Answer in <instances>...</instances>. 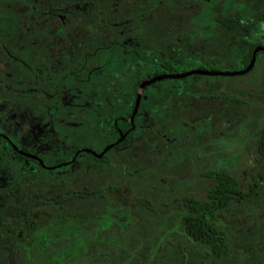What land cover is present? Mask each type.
Wrapping results in <instances>:
<instances>
[{"label":"rangeland","instance_id":"1","mask_svg":"<svg viewBox=\"0 0 264 264\" xmlns=\"http://www.w3.org/2000/svg\"><path fill=\"white\" fill-rule=\"evenodd\" d=\"M17 1L0 0V58L7 57L4 49L15 52V32L24 25L23 19L11 13L19 9ZM129 7L130 11L139 7L144 11L141 17L130 16L124 24L122 18H117L131 35L111 40L116 35H109V24L116 18L104 17L109 23L108 33L101 37L111 39L97 55V90L117 88L118 85L107 84L108 79L118 83L135 72L140 77L160 73L161 65L170 58L160 50L180 55L182 52L173 48H184L182 55L173 57L175 62L167 64L178 73L190 69L238 70L247 46L264 47V0H136ZM135 41L148 44V66L132 65L117 51L119 46L126 48ZM130 79L127 84L132 82ZM154 88H171L183 95L173 100L179 113H162L156 120L166 123L165 130L158 129V135L150 132V139L144 127L129 151H110L109 167L101 164L97 170L91 167L78 177L67 179L71 186L97 187L96 195L71 201L75 205L67 211L70 217H94L93 223L85 222L89 231L79 233L85 238L92 236L93 224L97 223V236L87 243L88 252L67 257L55 253L50 258H34L33 262L264 264V178L254 185L258 174L264 171V155L258 148L261 141L264 146V52L257 54L255 64L245 74L164 79L142 92ZM111 102L106 101L105 107L118 109ZM102 108L100 102L97 111ZM160 131L165 135L161 137ZM179 140L184 152L176 162L179 171L173 167L163 169L157 162V146ZM103 143L100 137L92 147L100 149ZM147 143L156 144V150H148ZM166 156L165 153L163 157L168 160ZM81 157V163L97 165L90 156ZM55 160L52 156L46 162ZM220 168L236 179L240 191L251 189V193L238 202H229L209 218L225 235V246L213 254L184 233L182 216L186 211L182 201L188 196L206 199V190L215 179L204 173ZM113 187H119L120 196ZM52 216H56V211ZM64 231L72 234V230ZM52 246L61 251L65 244L54 241ZM81 246L77 244L75 248L80 251Z\"/></svg>","mask_w":264,"mask_h":264},{"label":"flooded vegetation","instance_id":"2","mask_svg":"<svg viewBox=\"0 0 264 264\" xmlns=\"http://www.w3.org/2000/svg\"><path fill=\"white\" fill-rule=\"evenodd\" d=\"M29 1V10L11 12L24 22L15 32L16 53L4 49L7 57L0 58V264H36L34 258H50L55 253L66 257L85 255L87 243L97 236V223L93 224L92 236L82 237L79 233L89 231L85 222L93 223L94 217H70L67 211L75 205L71 201L96 195L97 187L71 186L67 179L76 178L91 167H109L112 150L129 151L144 127L150 139V132L158 135V129L165 130L166 123L156 120L162 113H179L173 100L183 95L171 88L143 93L146 87L164 79L203 75L166 76L133 91L136 78L141 84L155 76L177 74L167 64L175 62L173 57L182 55L184 48L171 46L182 54L169 55L160 50L163 56L170 57L161 65L160 73L148 77L129 74L118 83L108 79V84L118 85L117 88L97 90V55L111 39L103 41L101 37L108 33L104 17L116 18L108 23L112 27L109 35H116L111 40H116L132 34L122 24L130 16L142 15L143 9L129 10L136 0ZM117 18H122V24ZM148 49L147 43L135 41L126 48L119 46L117 51L132 65L142 67L148 66ZM129 78L132 82L127 84ZM137 94V107L130 121ZM106 101L117 104L118 109L106 108ZM100 102L104 108L97 111ZM107 119L111 120V128ZM159 135L162 137L165 132L160 131ZM100 137L104 143L94 149L92 146ZM178 143L180 140L161 147L152 143L145 146L150 151L157 146V162L163 169H177L176 162L184 154ZM165 153L168 160L163 157ZM82 155L90 156L97 165L81 163ZM52 156L57 160L47 163ZM113 189L120 196L119 187ZM192 200L197 199H183L185 214ZM53 211L56 216H52ZM71 220L77 223H70ZM64 229L72 230V234H65ZM54 241L63 242L65 247L55 251L51 247ZM77 244L82 245L80 251L75 248Z\"/></svg>","mask_w":264,"mask_h":264},{"label":"trees","instance_id":"3","mask_svg":"<svg viewBox=\"0 0 264 264\" xmlns=\"http://www.w3.org/2000/svg\"><path fill=\"white\" fill-rule=\"evenodd\" d=\"M17 3L19 4V9L29 10L31 8L29 0L17 1ZM26 24H29V22L27 21ZM55 24L59 25L58 22ZM102 40L104 41L105 39L102 38ZM253 46L254 45H251L250 47L247 46L244 49L241 68H243L249 61ZM259 52L264 51L259 50L256 52L255 62ZM132 74L135 75L139 73ZM139 88H141L140 82H138V79L136 78L132 89L134 91ZM106 123H108L111 128V120L107 119ZM258 148L264 155V146L262 141L260 142ZM207 173L212 175L215 181L208 188L206 192V199L196 201L192 200L189 202V208L183 217L182 226L183 231L187 236H189L192 240L205 245L211 253L216 254L225 246V235L221 229L216 227L212 220H209V218L214 217L216 211L225 208L229 202H238L244 196L249 195L251 193V189L246 192L240 191L237 187L236 179L222 168ZM263 178L264 171L258 174V178L255 180L254 185L256 186L257 182Z\"/></svg>","mask_w":264,"mask_h":264},{"label":"water","instance_id":"4","mask_svg":"<svg viewBox=\"0 0 264 264\" xmlns=\"http://www.w3.org/2000/svg\"><path fill=\"white\" fill-rule=\"evenodd\" d=\"M259 50L264 51V47L263 46H254L253 49L251 50L249 61L247 62V64L243 68L238 69V70L217 71V70H206V69H192V70H188V71L177 73V74L155 76V77L150 78L147 81H143L140 85L143 86L145 84L153 82L154 80H157V79H160V78H163V77H166V76L167 77H182V76L189 75V74H203V75H241V74H245L253 67V65L255 63V54ZM138 98H139V95L137 94L136 97H135V101H134L132 112H131V114L129 116L130 121L132 120V116L135 113V110H136V107H137V103H138ZM120 138L121 137H119L117 140H120ZM107 148H108V145L105 146L103 148V150H105Z\"/></svg>","mask_w":264,"mask_h":264}]
</instances>
